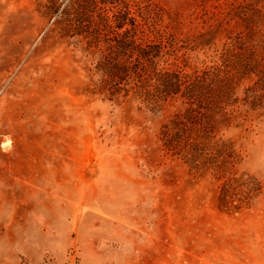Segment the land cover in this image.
<instances>
[{
	"label": "rangeland",
	"instance_id": "obj_1",
	"mask_svg": "<svg viewBox=\"0 0 264 264\" xmlns=\"http://www.w3.org/2000/svg\"><path fill=\"white\" fill-rule=\"evenodd\" d=\"M43 1L0 0V264H264V102L223 128L231 184L252 177L260 195L222 211L212 168L162 144L180 104L109 101L96 58Z\"/></svg>",
	"mask_w": 264,
	"mask_h": 264
},
{
	"label": "trees",
	"instance_id": "obj_2",
	"mask_svg": "<svg viewBox=\"0 0 264 264\" xmlns=\"http://www.w3.org/2000/svg\"><path fill=\"white\" fill-rule=\"evenodd\" d=\"M183 6L200 22L185 25ZM183 6L171 11L153 0H44L38 12L96 58V88L109 101H139L150 111L180 104L162 128L163 146L196 171L211 167L222 181L218 208L237 212L261 188L248 176L231 184L235 179L224 168L233 150L223 128L245 120L248 105L264 102V0H185Z\"/></svg>",
	"mask_w": 264,
	"mask_h": 264
}]
</instances>
